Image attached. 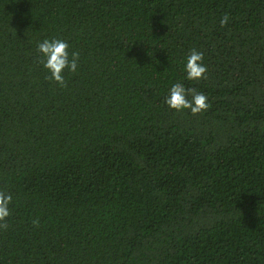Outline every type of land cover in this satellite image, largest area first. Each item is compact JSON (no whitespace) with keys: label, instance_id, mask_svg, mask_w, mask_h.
Listing matches in <instances>:
<instances>
[{"label":"trees","instance_id":"16d2710c","mask_svg":"<svg viewBox=\"0 0 264 264\" xmlns=\"http://www.w3.org/2000/svg\"><path fill=\"white\" fill-rule=\"evenodd\" d=\"M0 192V264H264V0H0Z\"/></svg>","mask_w":264,"mask_h":264},{"label":"clouds","instance_id":"9594fccd","mask_svg":"<svg viewBox=\"0 0 264 264\" xmlns=\"http://www.w3.org/2000/svg\"><path fill=\"white\" fill-rule=\"evenodd\" d=\"M229 17L225 15L221 21V26L227 24ZM69 44L62 39H48L37 44V52L40 55L43 68L49 73L52 81L58 85H64V71L75 72L77 69L78 52H72L71 58L68 52ZM184 80L198 81L205 77L207 67L203 63V53L193 49L183 64ZM191 97L189 99L188 97ZM207 96L202 92H197L194 88H186L183 82L173 83L168 89V94L164 103L169 109L177 112L189 110L195 115L202 113L209 107ZM10 195L0 192V220L9 216Z\"/></svg>","mask_w":264,"mask_h":264}]
</instances>
